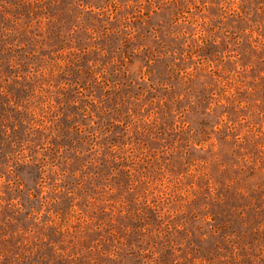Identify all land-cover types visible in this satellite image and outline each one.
<instances>
[{
	"label": "rangeland",
	"instance_id": "obj_1",
	"mask_svg": "<svg viewBox=\"0 0 264 264\" xmlns=\"http://www.w3.org/2000/svg\"><path fill=\"white\" fill-rule=\"evenodd\" d=\"M0 264H264V0H0Z\"/></svg>",
	"mask_w": 264,
	"mask_h": 264
}]
</instances>
